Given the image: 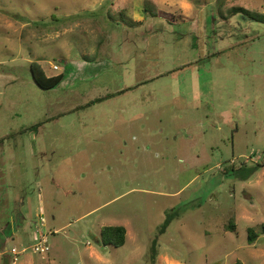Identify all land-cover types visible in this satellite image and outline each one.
Segmentation results:
<instances>
[{
    "label": "rangeland",
    "instance_id": "1",
    "mask_svg": "<svg viewBox=\"0 0 264 264\" xmlns=\"http://www.w3.org/2000/svg\"><path fill=\"white\" fill-rule=\"evenodd\" d=\"M233 7L264 16V0H0V264H264V236L247 243L264 23ZM31 62L63 81L40 89Z\"/></svg>",
    "mask_w": 264,
    "mask_h": 264
},
{
    "label": "trees",
    "instance_id": "2",
    "mask_svg": "<svg viewBox=\"0 0 264 264\" xmlns=\"http://www.w3.org/2000/svg\"><path fill=\"white\" fill-rule=\"evenodd\" d=\"M231 13L233 15L235 14H242L243 16H246L247 18L257 21V22H262L264 23V16L260 15H254L251 14L248 10L241 8V7H233L230 9ZM30 72H31V77L34 82V84L39 87L40 89L43 90H50L58 87L60 83L64 79V74H58L56 76H46L41 65L38 64L37 62H31L30 63ZM177 212H171L167 213L166 218L161 225L160 229L158 230L159 235H162L165 233L167 227L169 224L172 222V220L176 217ZM235 225L233 218L230 217L227 224L225 225L224 229L226 231H234ZM125 235L126 231L125 228L122 226H104L101 229L100 232V244L102 246H108L111 245L115 248L122 247L125 243ZM260 235L264 236V221L260 224L259 231L256 232L253 228H248L247 229V243L248 244H253L259 237ZM156 239L152 242V259L154 260V257L156 256ZM234 264H242L241 262L237 261Z\"/></svg>",
    "mask_w": 264,
    "mask_h": 264
},
{
    "label": "built area",
    "instance_id": "3",
    "mask_svg": "<svg viewBox=\"0 0 264 264\" xmlns=\"http://www.w3.org/2000/svg\"><path fill=\"white\" fill-rule=\"evenodd\" d=\"M52 69L55 71L59 70V68L57 66H53ZM34 249H35V251L42 253L44 250H47L46 242L40 241L39 244L34 247ZM14 253H16L15 250H14Z\"/></svg>",
    "mask_w": 264,
    "mask_h": 264
},
{
    "label": "clouds",
    "instance_id": "4",
    "mask_svg": "<svg viewBox=\"0 0 264 264\" xmlns=\"http://www.w3.org/2000/svg\"><path fill=\"white\" fill-rule=\"evenodd\" d=\"M169 264H181V262L179 259H176V260L170 261Z\"/></svg>",
    "mask_w": 264,
    "mask_h": 264
}]
</instances>
